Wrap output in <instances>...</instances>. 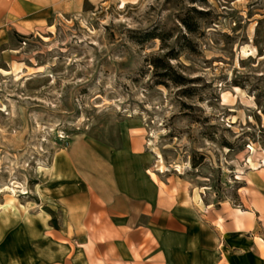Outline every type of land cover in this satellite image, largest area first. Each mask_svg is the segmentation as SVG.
<instances>
[{
  "label": "rangeland",
  "instance_id": "1",
  "mask_svg": "<svg viewBox=\"0 0 264 264\" xmlns=\"http://www.w3.org/2000/svg\"><path fill=\"white\" fill-rule=\"evenodd\" d=\"M0 20V209H32L75 136L134 128L154 179L212 208L264 164V0H0Z\"/></svg>",
  "mask_w": 264,
  "mask_h": 264
},
{
  "label": "crops",
  "instance_id": "2",
  "mask_svg": "<svg viewBox=\"0 0 264 264\" xmlns=\"http://www.w3.org/2000/svg\"><path fill=\"white\" fill-rule=\"evenodd\" d=\"M133 130L119 147L75 136L53 153L34 207L0 209V264H264V170L212 208L156 181Z\"/></svg>",
  "mask_w": 264,
  "mask_h": 264
},
{
  "label": "trees",
  "instance_id": "3",
  "mask_svg": "<svg viewBox=\"0 0 264 264\" xmlns=\"http://www.w3.org/2000/svg\"><path fill=\"white\" fill-rule=\"evenodd\" d=\"M185 26H187V28L189 30H191V28L189 27V25H187L186 23H184ZM156 61H159V59H157ZM156 67H163V69H165V71L162 72V76H170L169 75V71H171V66L168 64H164V65H158L157 63H155ZM175 84L178 85H184L187 82V79H185L182 75H174V76H170L169 77ZM183 92H186V89H183Z\"/></svg>",
  "mask_w": 264,
  "mask_h": 264
},
{
  "label": "bare ground",
  "instance_id": "4",
  "mask_svg": "<svg viewBox=\"0 0 264 264\" xmlns=\"http://www.w3.org/2000/svg\"><path fill=\"white\" fill-rule=\"evenodd\" d=\"M250 163H251V161H250ZM252 164V163H251ZM261 164V163H260ZM252 165H254V164H252ZM261 166H264V164H261V165H258L257 167H255V168H253V169H257V168H259V167H261Z\"/></svg>",
  "mask_w": 264,
  "mask_h": 264
}]
</instances>
